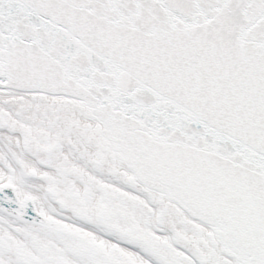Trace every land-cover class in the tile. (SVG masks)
Segmentation results:
<instances>
[{
    "label": "snow or ice",
    "instance_id": "obj_1",
    "mask_svg": "<svg viewBox=\"0 0 264 264\" xmlns=\"http://www.w3.org/2000/svg\"><path fill=\"white\" fill-rule=\"evenodd\" d=\"M0 264H264V0H0Z\"/></svg>",
    "mask_w": 264,
    "mask_h": 264
}]
</instances>
